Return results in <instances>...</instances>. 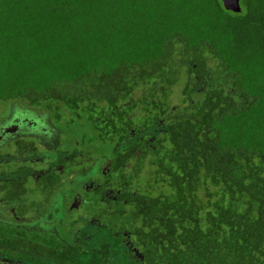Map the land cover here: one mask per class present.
Here are the masks:
<instances>
[{
    "label": "trees",
    "instance_id": "obj_1",
    "mask_svg": "<svg viewBox=\"0 0 264 264\" xmlns=\"http://www.w3.org/2000/svg\"><path fill=\"white\" fill-rule=\"evenodd\" d=\"M240 7L0 0V102L13 108L0 121V264H264V0ZM51 116L107 153L83 167L78 150H52L46 173L24 167V149L39 157L58 131ZM63 172L82 177L64 228H34L46 212L25 217L43 200L26 198L53 196Z\"/></svg>",
    "mask_w": 264,
    "mask_h": 264
},
{
    "label": "rangeland",
    "instance_id": "obj_2",
    "mask_svg": "<svg viewBox=\"0 0 264 264\" xmlns=\"http://www.w3.org/2000/svg\"><path fill=\"white\" fill-rule=\"evenodd\" d=\"M184 82H185L184 79L181 77L178 83L172 87L171 95L167 98V102L169 106L171 107L176 106L180 102V98H181L180 91L182 87L184 86ZM143 91L144 90H142V88L139 90H135L133 92L134 98H137L140 95H142ZM24 108H25L24 111H29V112L31 111V112H34L37 116H42V117L45 116L47 119H49L48 114H46L45 110H42L39 107L38 108L24 107ZM15 110L20 112L19 109H15ZM12 112H13V108H12L11 102H3V101L0 102V121L6 119ZM134 114H137V115L140 114V111L138 108L134 110ZM65 115L67 116L68 114L65 113ZM48 123H51L53 127L56 128L60 133L57 131L52 137L48 138L47 140L48 142L46 146H43L42 144L37 143V151L40 154L39 157H34V156H31L30 154L28 155V150L27 148H25L23 152L25 155L22 158H20L21 160L24 161V163H22L24 167L30 166V168L33 167V171L35 172L40 171V172H37V174L38 173L41 174V172L43 174L46 173L48 170L47 168L51 160V157H54L53 153H48L47 151H52V150L61 151L62 153L60 154L64 156L66 151L71 152L73 150H78L79 153H77V151H74L76 152L75 160H76V163L78 164L81 162L83 167L86 166L87 164L90 165L91 167L93 164H95V161L97 157L100 156L101 152H103L104 154L107 153V150H108L107 146L100 145V147H98V150L95 151V149L92 147L94 144L93 143L88 144L86 142L83 136H85L86 138V136L90 134V131H86L89 129L86 126L81 125L80 127L79 125H75V123L72 125L67 124V120L64 118H60V121H56L55 119H53L52 116H51V120H48ZM83 125H85L84 122H83ZM27 138L28 137H26L25 139ZM74 143H76V145H73ZM99 144L100 142H98V145ZM7 148H8V145H6V148H3L1 150L5 151V149ZM20 159L14 156L11 157V159L9 158V161L13 162V164L11 163V166L20 167L22 165L20 161H18ZM86 160H89V161L86 162ZM33 161L36 163V165H32ZM73 168H75V166L70 167V169L75 170ZM146 169H148L147 165H146ZM62 174L63 176L60 181V186L55 190L53 196H51L50 198L49 196H41L40 191H35L36 193L34 195L30 194L28 198H26V202L28 203V205L32 202L36 204L37 202L36 200H39V201L43 200L42 203L37 204V205L43 204L41 208H34L33 210H35V212L34 211L32 212L30 210V212L25 217L26 220L30 218L34 219L37 217L35 214L38 215L40 211L46 212L45 219H44L45 222H43V224L42 222L31 224L33 225L34 228L39 227V228H44V229H47V228L57 229L59 226H61L60 227L61 229L64 228V222L62 220L68 218L69 216V213H67L65 210V207H66L65 202L68 201V198H69V201L71 202L73 199L71 197H73V195H76L77 192L81 190L80 189V178L82 177H80L79 175L72 174V173L69 174V173L63 172ZM87 176L93 177V178L98 177L96 173H93L91 171L88 172ZM32 189H33V186L31 185L30 191ZM76 205L77 207H74L75 208L74 213L78 214L81 211L80 210L81 203L77 202ZM27 209H29V207ZM69 211L71 212V210H68V212ZM0 215L1 216L7 215V212L5 211V206L1 204H0Z\"/></svg>",
    "mask_w": 264,
    "mask_h": 264
},
{
    "label": "water",
    "instance_id": "obj_3",
    "mask_svg": "<svg viewBox=\"0 0 264 264\" xmlns=\"http://www.w3.org/2000/svg\"><path fill=\"white\" fill-rule=\"evenodd\" d=\"M223 8L232 13H239L241 11L240 0H220Z\"/></svg>",
    "mask_w": 264,
    "mask_h": 264
},
{
    "label": "flooded vegetation",
    "instance_id": "obj_4",
    "mask_svg": "<svg viewBox=\"0 0 264 264\" xmlns=\"http://www.w3.org/2000/svg\"><path fill=\"white\" fill-rule=\"evenodd\" d=\"M18 130H20V129H18ZM42 144H43V146H46L45 143H42ZM47 148H48V147H47ZM77 202H78V201H77Z\"/></svg>",
    "mask_w": 264,
    "mask_h": 264
}]
</instances>
